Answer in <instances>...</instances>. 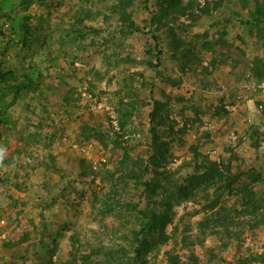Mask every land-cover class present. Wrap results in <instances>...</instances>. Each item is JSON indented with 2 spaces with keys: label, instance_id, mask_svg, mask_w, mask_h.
I'll use <instances>...</instances> for the list:
<instances>
[{
  "label": "rangeland",
  "instance_id": "374dc122",
  "mask_svg": "<svg viewBox=\"0 0 264 264\" xmlns=\"http://www.w3.org/2000/svg\"><path fill=\"white\" fill-rule=\"evenodd\" d=\"M13 1L0 264H264V0Z\"/></svg>",
  "mask_w": 264,
  "mask_h": 264
},
{
  "label": "trees",
  "instance_id": "16d2710c",
  "mask_svg": "<svg viewBox=\"0 0 264 264\" xmlns=\"http://www.w3.org/2000/svg\"><path fill=\"white\" fill-rule=\"evenodd\" d=\"M132 1V0H131ZM148 2V0H146ZM22 3H29V0H21ZM220 2V1H218ZM129 4V2H128ZM15 5V2L13 0H0V15L4 14V16L7 17V19H10L11 23H12V28H13V32L15 34H18L19 36H21V41H24L27 34L30 32V25H29V19L31 17V15H25L23 17H21L20 15H15L12 16L10 14L7 13L8 9H13V6ZM127 15V14H125ZM124 15V16H125ZM152 16L153 18L155 17L154 12L152 11ZM128 17V16H127ZM261 17L259 18H254V21L256 22L257 25H259L260 23H258L260 21ZM249 21H247L246 23H248ZM130 24L132 26H135V22L132 20L130 21ZM154 39L157 40L158 37L156 35H154ZM158 46V44H157ZM160 50L157 52V58L159 59L160 56ZM159 62V61H158ZM15 78V79H14ZM17 77L14 75L13 71L11 70H7L4 68V65L2 64V62L0 61V84L1 83H8L9 87L11 89H14L15 93L18 94L22 89H25L26 87H28L33 79L32 77H25V79L23 81H18L16 80ZM1 88V87H0ZM12 102L10 100L7 99V91L5 90L4 86L2 87V89H0V125H5L8 124V122H12L11 117L9 115V108L11 107ZM165 104L164 102H162L159 99H154V103H153V109L150 112V117L151 120H155L157 117H161L162 112H163V108H164ZM214 164L213 168L211 167V170L209 171V173H202L201 175H197V181H194L193 179L190 178L191 181V185L189 188L193 187V183H195V185H199L202 182H209L210 180H214V178L216 176L222 178L223 177V172L222 170L219 169V165L218 163H213ZM248 212H252L254 210H249L247 209ZM162 218V217H160ZM219 218V217H218ZM149 225V221L146 220L145 225L143 226L141 231H145L146 227ZM138 245L136 247V259H135V264L137 263V258L139 256V251H140V246L142 244V240L138 239Z\"/></svg>",
  "mask_w": 264,
  "mask_h": 264
},
{
  "label": "built area",
  "instance_id": "2783aa9c",
  "mask_svg": "<svg viewBox=\"0 0 264 264\" xmlns=\"http://www.w3.org/2000/svg\"><path fill=\"white\" fill-rule=\"evenodd\" d=\"M245 87H248V90L260 100V108H264V79L263 80H251L248 83L244 84Z\"/></svg>",
  "mask_w": 264,
  "mask_h": 264
},
{
  "label": "clouds",
  "instance_id": "9594fccd",
  "mask_svg": "<svg viewBox=\"0 0 264 264\" xmlns=\"http://www.w3.org/2000/svg\"><path fill=\"white\" fill-rule=\"evenodd\" d=\"M3 156H4V152L2 150H0V160L3 159Z\"/></svg>",
  "mask_w": 264,
  "mask_h": 264
}]
</instances>
